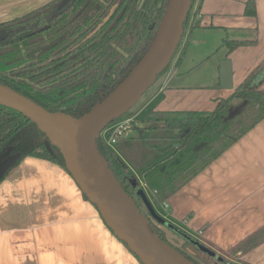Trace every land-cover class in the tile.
Masks as SVG:
<instances>
[{
  "label": "trees",
  "instance_id": "obj_1",
  "mask_svg": "<svg viewBox=\"0 0 264 264\" xmlns=\"http://www.w3.org/2000/svg\"><path fill=\"white\" fill-rule=\"evenodd\" d=\"M62 1L50 0L1 22L0 30L36 22ZM167 3L168 0H72L37 26L0 40V83L48 111L79 118L101 102L138 63L156 34ZM191 11L192 6L184 28ZM244 13L256 16L255 0H246ZM252 43L225 40L223 44L231 51ZM250 76L255 80L257 73ZM253 83L243 81L209 112H153L139 121L141 126L133 120L131 129L135 135L121 137L109 146L103 130L121 120V115L96 138L98 152L165 241L168 239L162 224H152L145 206L143 210L132 193L142 188L153 206L159 205L260 122L264 118V90ZM16 152L21 156L4 177L27 156L58 164L69 173L59 146L28 117L0 104V158ZM252 236L236 245L233 252L252 248L257 241ZM185 237L183 247L191 239Z\"/></svg>",
  "mask_w": 264,
  "mask_h": 264
},
{
  "label": "crops",
  "instance_id": "obj_2",
  "mask_svg": "<svg viewBox=\"0 0 264 264\" xmlns=\"http://www.w3.org/2000/svg\"><path fill=\"white\" fill-rule=\"evenodd\" d=\"M245 2L193 1L194 22L185 47L194 44L204 51L191 55L186 73L216 58L215 87L183 83L180 68H175L151 85L139 109L127 118L141 126L139 121L153 112H209L254 69V83L264 88V0H255L256 16L245 15ZM225 40L254 43L228 51ZM223 58L232 62L231 89L219 83L218 61ZM135 133L131 129L125 136ZM164 201L169 204L167 221L181 231L172 229L167 237L184 243L187 235L219 253L224 264H264V118ZM252 234L255 245L234 253L232 249ZM0 264L141 262L108 228L66 170L27 156L0 181Z\"/></svg>",
  "mask_w": 264,
  "mask_h": 264
},
{
  "label": "water",
  "instance_id": "obj_3",
  "mask_svg": "<svg viewBox=\"0 0 264 264\" xmlns=\"http://www.w3.org/2000/svg\"><path fill=\"white\" fill-rule=\"evenodd\" d=\"M70 1L72 0L62 1L29 25L33 27L44 22L45 18L57 14ZM191 6L192 0H168L156 34L138 63L101 102L79 118L75 119L63 112L48 111L27 96L0 83V104L28 117L59 146L64 155L66 169L82 193L95 204L103 221L114 235L124 241L143 264L198 263L154 231L150 220L141 212L135 200L109 168L106 159L98 152L95 140L110 122L136 104L147 88L155 83L158 74L169 65L182 39ZM10 29L12 33L9 35H12L25 30V26ZM232 74L231 59H221V88H233ZM69 120L74 123L71 124ZM20 156L21 154L16 152L6 153L0 158V181ZM136 194L154 220L171 230L179 231L157 212L142 188L137 189ZM189 240L199 251L220 260L206 245Z\"/></svg>",
  "mask_w": 264,
  "mask_h": 264
},
{
  "label": "rangeland",
  "instance_id": "obj_4",
  "mask_svg": "<svg viewBox=\"0 0 264 264\" xmlns=\"http://www.w3.org/2000/svg\"><path fill=\"white\" fill-rule=\"evenodd\" d=\"M48 1L49 0H0V23L5 22V21H9V20L14 19L18 16H21V15L39 7L40 5L47 3ZM192 20L193 19L191 18V14H190L189 21L185 27L184 34L182 36L180 44H179L174 56L172 57L171 62L169 64L167 70L164 71L158 77L157 80H160V78L161 79L165 78L166 74L169 71L174 70L175 68L176 69L180 68L178 75H181V76H183V78H185V80H182L183 83H188V84L192 83V85H199L200 84L201 86L207 85L208 88H213L216 86L213 83L214 82L215 69H216L214 63L216 62V58L207 59L202 64H198L196 67L191 69L188 72L189 75H187L188 73H186V70H188L190 68V64L192 62L191 55H194V57H198L204 51L203 46H198L196 48L194 44H192L189 47H185L189 32L191 30V21ZM193 22H194V20H193ZM29 24L31 25L30 21H26L20 25H24L25 29L27 30V29L31 28V26ZM20 25H18V26H20ZM11 33L12 32H11L10 28L0 30V40H2L3 37H5ZM214 38H215V36L213 35L210 39L214 40ZM210 43H213V42H209L207 45H209ZM257 70L258 69H254L252 72L257 73ZM188 77H190V80H187ZM245 80L248 81L250 84L252 81L254 82V79L252 78V76H250V74L245 78ZM253 84H255V83H253ZM152 88H153V86H150L149 89L146 92H144L143 96L136 102V104L134 106L130 107L121 117H119V119L123 120V119L127 118L128 116H130L131 114H134L139 109L140 101L145 100L146 95L150 92V90ZM258 88L264 90V88H260L259 86H258ZM131 119L133 120L134 118H131ZM128 131H130V130H128ZM128 131H126V133ZM126 133H125V135H126ZM132 194L136 198L138 203L140 204L141 208L143 210H145L144 205L142 204L140 198H138V196L134 192ZM154 207L157 210V212L159 214H161L167 221L166 213L162 209L160 204L159 205L156 204V205H154ZM157 223H156V221H153L152 224L157 225ZM158 224L161 225L160 223H158ZM161 229L163 230L166 238L168 239V241L172 245L179 247L180 251L187 254L190 258H192L198 264H222L223 263L222 261L220 262L218 258L205 257L202 254V252L199 251L191 241H190L188 246L183 247L182 246L183 240H179V238L177 237L179 241L176 242L174 239L171 238L170 235H169L170 238H168L169 236L167 237L166 233L168 231H172V230L170 228L166 227L165 225H161ZM217 256L218 257L220 256L219 253Z\"/></svg>",
  "mask_w": 264,
  "mask_h": 264
},
{
  "label": "built area",
  "instance_id": "obj_5",
  "mask_svg": "<svg viewBox=\"0 0 264 264\" xmlns=\"http://www.w3.org/2000/svg\"><path fill=\"white\" fill-rule=\"evenodd\" d=\"M131 118L132 117L116 121L110 124L109 126H107L103 130V133L106 137L107 145L113 146L119 138L125 136L126 131L131 130V122L134 120V119L132 120ZM107 132L109 133L108 135H106ZM160 206L162 207L164 211H166L167 208L169 207V204L166 201H163L162 203H160ZM153 221H156V220L153 219ZM157 225L159 224L157 223Z\"/></svg>",
  "mask_w": 264,
  "mask_h": 264
},
{
  "label": "flooded vegetation",
  "instance_id": "obj_6",
  "mask_svg": "<svg viewBox=\"0 0 264 264\" xmlns=\"http://www.w3.org/2000/svg\"><path fill=\"white\" fill-rule=\"evenodd\" d=\"M59 4H60V3H59ZM59 4H58V5H59ZM58 5H57V6H58ZM57 6H56V7H57ZM63 8H64V7H63ZM61 9H62V8H61ZM59 11H60V10H59ZM46 19H47V18H45V20H46ZM45 20H44V21H45ZM146 211H147V210H146ZM147 212H148V211H147ZM149 216H150V214H149ZM150 217H151V216H150ZM186 250H187V249H186Z\"/></svg>",
  "mask_w": 264,
  "mask_h": 264
},
{
  "label": "bare ground",
  "instance_id": "obj_7",
  "mask_svg": "<svg viewBox=\"0 0 264 264\" xmlns=\"http://www.w3.org/2000/svg\"><path fill=\"white\" fill-rule=\"evenodd\" d=\"M69 122H70L71 124H73V123H74L72 120H69Z\"/></svg>",
  "mask_w": 264,
  "mask_h": 264
}]
</instances>
